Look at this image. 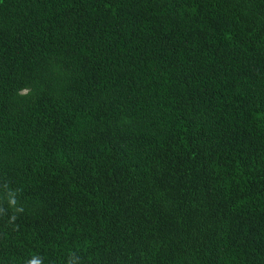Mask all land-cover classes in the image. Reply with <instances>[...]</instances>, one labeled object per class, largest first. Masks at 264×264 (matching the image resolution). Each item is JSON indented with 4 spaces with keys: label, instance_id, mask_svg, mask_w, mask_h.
I'll return each mask as SVG.
<instances>
[{
    "label": "trees",
    "instance_id": "1",
    "mask_svg": "<svg viewBox=\"0 0 264 264\" xmlns=\"http://www.w3.org/2000/svg\"><path fill=\"white\" fill-rule=\"evenodd\" d=\"M264 264V0H0V264Z\"/></svg>",
    "mask_w": 264,
    "mask_h": 264
},
{
    "label": "clouds",
    "instance_id": "2",
    "mask_svg": "<svg viewBox=\"0 0 264 264\" xmlns=\"http://www.w3.org/2000/svg\"><path fill=\"white\" fill-rule=\"evenodd\" d=\"M33 264H37V262L34 261Z\"/></svg>",
    "mask_w": 264,
    "mask_h": 264
}]
</instances>
